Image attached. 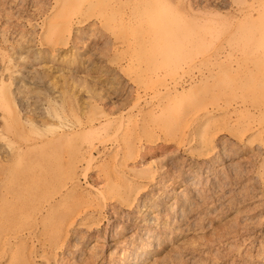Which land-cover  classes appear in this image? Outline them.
<instances>
[{"label": "rangeland", "instance_id": "obj_1", "mask_svg": "<svg viewBox=\"0 0 264 264\" xmlns=\"http://www.w3.org/2000/svg\"><path fill=\"white\" fill-rule=\"evenodd\" d=\"M69 1H0L5 226L50 225L35 263L264 264V0ZM212 118L221 128L200 140ZM72 169L78 193L60 201Z\"/></svg>", "mask_w": 264, "mask_h": 264}, {"label": "bare ground", "instance_id": "obj_2", "mask_svg": "<svg viewBox=\"0 0 264 264\" xmlns=\"http://www.w3.org/2000/svg\"><path fill=\"white\" fill-rule=\"evenodd\" d=\"M1 1V0H0ZM81 0H74V2H71L70 3V1H69V5H72V6H74V3L76 4V3H78L79 4V2H80ZM85 1H91V0H85ZM93 1V0H92ZM94 1H96V2H100L101 0H94ZM93 1V2H94ZM107 1V0H106ZM128 1V0H127ZM145 1V0H144ZM147 1H149V0H147ZM152 1V0H151ZM109 2H110V0H109ZM124 2H125V0H124ZM129 2V1H128ZM114 3V2H113ZM122 4H123V2H121ZM143 3V2H142ZM146 3V2H145ZM144 3V4H145ZM85 4V3H84ZM110 4H111V2H110ZM122 4L120 5V6H122ZM148 4V3H147ZM45 5V4H44ZM114 5V4H113ZM133 5V4H132ZM86 6V5H85ZM84 6V7H85ZM124 6V5H123ZM141 6H143V5H141ZM145 6V5H144ZM143 6V7H144ZM82 7V6H81ZM100 7V6H99ZM102 7H103V5H102ZM105 7V6H104ZM119 7V6H118ZM117 7V8H118ZM148 7V6H147ZM106 8V7H105ZM79 9V8H78ZM81 9V8H80ZM109 9V8H108ZM125 9V8H124ZM72 10H73V8H71L70 6H69V9L68 10H61V11H59L58 12V14H57V16H56V19L58 18L60 21H62V18H65V17H67V16H70V14L72 13ZM245 10V9H244ZM47 11V10H46ZM52 12V11H51ZM127 12V11H126ZM246 12V11H245ZM244 12V13H245ZM249 13V12H248ZM72 15V14H71ZM251 15V14H250ZM41 16V15H40ZM76 17V16H75ZM114 19H123V20H125V18H126V16H125V12H124V10H123V8L121 9V8H118L117 10L115 9V12H114V14H113V16H112ZM52 20V19H51ZM29 23V22H28ZM63 25V23H61V26ZM94 25V24H93ZM105 26V25H104ZM143 26V25H142ZM94 28V27H93ZM106 29L107 30H109V28H107L106 27ZM111 29V28H110ZM42 30V29H41ZM81 30V29H80ZM62 31V30H61ZM80 32V31H79ZM100 32V31H99ZM111 32H114V30H112ZM149 32V31H148ZM150 33V32H149ZM85 34V33H84ZM93 34V33H92ZM130 34H131V31H129V30H127L126 31V34H124V38L125 37H128V36H130ZM75 35V34H74ZM104 35V34H103ZM106 35V34H105ZM138 35V34H137ZM141 35V34H140ZM139 35V36H140ZM136 36V35H135ZM147 36V35H146ZM150 36V35H149ZM61 37H63V35H59V36H55L54 37V39H55V43H54V45H58L59 44V40L60 39H62ZM91 37V36H90ZM107 37V36H106ZM122 37V38H123ZM143 37V36H142ZM137 38V37H136ZM144 38V37H143ZM46 39V38H45ZM45 39H44V41H45ZM139 39V38H138ZM140 40H141V38H140ZM22 41V40H21ZM69 41V40H68ZM74 41V40H73ZM104 41V40H103ZM106 41H110V38H109V40H107L106 39ZM49 42V41H48ZM47 42V43H48ZM72 42V41H71ZM113 42V41H112ZM121 43H123L124 41L123 40H121L120 41ZM263 42H264V40H263ZM46 43V44H47ZM104 43V42H103ZM107 43V42H106ZM109 43V42H108ZM113 44V43H112ZM81 45V44H80ZM46 46V45H45ZM117 47L119 46V45H116ZM50 47V46H49ZM53 47V46H52ZM55 47V46H54ZM76 47H77V45H76ZM107 47V46H106ZM115 47V46H114ZM123 47V46H122ZM59 48V47H58ZM145 48V47H144ZM53 49V48H52ZM56 49V48H55ZM83 49V48H82ZM107 49V48H106ZM53 51H54V49H53ZM108 51V50H107ZM107 51H106V53H107ZM99 53V52H98ZM221 53H223L222 52V50H218V52H217V54L216 55H221ZM123 54H125L124 52H121L120 54H119V56L121 57V58H126V56L124 57L123 56ZM102 55V54H101ZM63 57V56H62ZM99 57V56H98ZM116 57V56H115ZM255 57H257V55H255ZM254 57V58H255ZM40 58V57H39ZM42 58V57H41ZM87 58V57H86ZM253 58V57H252ZM99 59V58H98ZM116 59V58H115ZM203 59V58H202ZM262 59V58H261ZM256 60V59H255ZM91 61V60H90ZM201 61V60H200ZM95 62V61H94ZM104 62V61H103ZM66 63V62H65ZM74 63V62H73ZM264 63V62H263ZM197 64V63H196ZM73 65V64H72ZM249 65H251L252 66V64H249ZM248 65V66H249ZM261 65V64H260ZM74 66V65H73ZM76 66H77V64H76ZM75 66V67H76ZM264 66V65H263ZM245 67V66H244ZM258 67V66H257ZM260 67V66H259ZM78 68V67H77ZM92 68V67H91ZM190 69V68H189ZM76 70V69H75ZM192 70V69H191ZM71 71V70H70ZM77 71V70H76ZM116 72V71H115ZM185 72V71H184ZM183 72V73H184ZM42 73V72H41ZM71 73V72H70ZM113 73V72H112ZM103 74V73H102ZM185 74V73H184ZM187 74V73H186ZM74 75H75V73H74ZM99 75V74H98ZM76 76V75H75ZM216 76V75H215ZM42 78V77H41ZM79 77H77V79H78ZM88 78V77H87ZM209 78H211V77H209ZM89 79V78H88ZM92 79V78H91ZM261 79H264V78H261ZM69 80H71V79H69ZM72 80H73V78H72ZM193 80V79H192ZM68 81V80H67ZM84 81V80H83ZM100 81V80H99ZM111 81V80H110ZM71 82V81H70ZM72 82H74V80L72 81ZM80 82H82V81H80ZM87 82H88V80H87ZM91 82H92V80H91ZM75 83H77V82H75ZM82 84V83H81ZM84 84V83H83ZM86 84V83H85ZM84 84V85H85ZM93 85H94V83H92ZM114 84V83H113ZM74 85V84H73ZM78 85V84H77ZM88 85V84H87ZM86 85V86H87ZM46 86V85H45ZM76 86V85H75ZM91 86V85H90ZM90 86H88V87H90ZM78 87V86H77ZM76 87V88H77ZM93 87V86H92ZM105 87V86H104ZM140 87V86H139ZM138 87V88H139ZM9 88V87H8ZM10 89V88H9ZM90 89H91V87H90ZM95 89V88H94ZM93 89V90H94ZM180 89V88H179ZM67 90H69V89H67ZM66 90V91H67ZM73 90V89H72ZM92 90V89H91ZM9 91V90H8ZM10 92V91H9ZM32 92V91H31ZM79 92V91H78ZM91 92V91H90ZM97 92V91H96ZM232 92H233V90H232ZM92 93H93V91H92ZM128 93V92H127ZM64 94V93H63ZM62 94V95H63ZM70 95H71V93H69ZM79 94V93H78ZM94 94V93H93ZM147 94V93H146ZM145 94V95H146ZM9 95H10V93H9ZM41 95V94H40ZM66 95V94H65ZM65 95L63 96V97H65ZM73 95V94H72ZM71 95V96H72ZM75 95V94H74ZM77 95V94H76ZM100 95V94H99ZM13 96V95H12ZM16 96V95H15ZM90 96V95H89ZM151 96H153V95H151ZM14 97V96H13ZM67 97V96H66ZM69 98H72V97H70V96H68ZM94 97H95V95H94ZM9 98H11V97H9ZM74 98V97H73ZM91 98L93 99V97L91 96ZM102 97L100 96V99H101ZM108 98V97H107ZM60 99V98H59ZM63 99V98H62ZM61 99V100H62ZM98 99V98H97ZM102 99H104V97L102 98ZM10 100H12V102H14L13 101V98H11ZM15 100V99H14ZM73 100H76V99H73ZM225 100V99H224ZM50 101V100H49ZM48 101V102H49ZM64 101V100H63ZM63 101H62V103H63ZM69 101V100H68ZM80 101V100H79ZM93 101V100H92ZM100 101V100H99ZM21 102V101H20ZM24 102V101H23ZM67 102V101H66ZM70 102V101H69ZM76 103L78 102V101H75ZM98 102V101H97ZM104 102V101H103ZM114 102V101H113ZM116 102V101H115ZM192 102V101H191ZM68 103V102H67ZM74 103V102H73ZM111 103V102H110ZM138 103V102H137ZM13 104V103H12ZM15 104V103H14ZM13 104V105H14ZM78 104V103H77ZM192 104V103H191ZM264 104V103H263ZM189 105H190V103H189ZM202 104H194V105H192V107L189 109V110H186L185 112L190 116V117H194V118H199L200 116H207V113H206V109H203V107H200ZM23 106V108H24V105H22ZM67 106V105H66ZM78 106H79V104H78ZM18 107V106H17ZM108 107H109V105H108ZM107 107V108H108ZM111 107V106H110ZM15 108V107H14ZM69 108V107H68ZM103 108V107H102ZM101 108V111H103L104 109H102ZM259 108V107H258ZM19 109V108H18ZM71 109V108H70ZM75 109V108H74ZM106 109V108H105ZM150 109H152V108H150ZM19 110H21V109H19ZM23 110V109H22ZM72 110V109H71ZM112 110V109H111ZM118 110V109H117ZM259 110V109H258ZM23 111H26V109L24 108V110ZM180 111V110H179ZM260 111V110H259ZM104 112V111H103ZM110 112V111H109ZM144 112H146V110L144 111ZM143 112V113H144ZM181 112V111H180ZM58 113H60V112H58ZM106 113H108V112H106ZM106 113H104L105 115H107ZM112 113V112H111ZM182 113V112H181ZM260 113V112H259ZM87 116V115H86ZM8 117V116H7ZM62 117V116H61ZM102 117V116H101ZM107 117V116H106ZM210 117V116H209ZM212 117V116H211ZM107 119H109V116H108V118H106V120ZM122 119V118H121ZM221 119V118H220ZM220 119L219 118H212V120H209V119H205V122H203L204 124L202 125V130H201V133L198 135V137L200 138V140H204V141H206V140H209L208 139V127L209 126H214V127H219V126H221L220 124ZM46 120V119H45ZM102 120V119H101ZM197 120V119H196ZM36 121V120H35ZM38 121V120H37ZM36 121V122H37ZM74 121V120H73ZM82 121V120H81ZM112 121V120H111ZM116 121V120H115ZM114 121V122H115ZM222 121H223V119H222ZM117 122V121H116ZM119 122V121H118ZM72 123V122H71ZM86 123V122H85ZM84 123V124H85ZM100 123H101V121H100ZM112 123H113V121H112ZM125 125H127V126H130V125H132L133 124V120L132 119H126L125 120ZM12 125H13V122L11 123ZM38 124H39V122H38ZM115 124V123H114ZM119 124V123H118ZM121 124V123H120ZM41 125H42V123H41ZM56 125V124H55ZM92 125V124H91ZM14 126V125H13ZM85 126V125H84ZM114 126V125H113ZM118 127H117V129H116V126H115V129L116 130H118V132H119V129H120V127L122 126V125H120V127H119V125H117ZM126 126V127H127ZM201 126V125H200ZM1 127V126H0ZM15 127V126H14ZM59 127V126H58ZM213 127V128H214ZM41 128V127H40ZM61 128V127H60ZM73 128H75V126H74V124L73 125H69V130L70 131H72V132H75L76 130H74ZM124 128H125V126H124ZM219 128H221V127H219ZM251 128V127H250ZM261 128V127H260ZM16 129H17V127H16ZM57 129V128H56ZM63 129H64V127H63ZM79 129H80V127H79ZM217 129V128H216ZM68 130V131H69ZM74 130V131H73ZM58 131V130H57ZM63 131V132H62ZM61 132H62V134L64 133V134H66V131L65 130H62ZM124 131V130H123ZM127 131V130H126ZM124 132V139H128V138H126V136H129L130 135V133H128V132ZM263 131V130H262ZM262 131L261 130H258V132L259 133H262ZM72 132H71V134H72ZM115 132H117V131H115ZM58 133V132H57ZM122 133V132H121ZM239 133V132H238ZM248 133V132H247ZM61 134V135H62ZM107 134V133H106ZM59 135V134H58ZM57 136V135H56ZM63 136V135H62ZM66 136V135H65ZM58 137V136H57ZM66 137H69V136H66ZM112 137V136H111ZM47 138V137H46ZM63 138H64V136H63ZM15 139V138H14ZM61 139H62V137H61ZM61 139H57V140H59V141H61ZM63 141V140H62ZM61 141V142H62ZM61 142H59V143H61ZM66 142V141H65ZM203 142V141H202ZM207 142V141H206ZM58 143V142H57ZM204 143V142H203ZM203 143H201V144H203ZM215 143V142H214ZM47 144H48V142H47ZM75 144H77V143H75ZM205 144H207V143H205ZM107 145V144H106ZM199 146V145H198ZM204 146V145H203ZM207 146V145H206ZM206 146H204L205 148H207ZM31 147H33V146H31ZM76 148H77V146H75ZM74 147V148H75ZM95 147V146H94ZM6 148V147H5ZM79 148V147H78ZM210 148V147H209ZM73 149V148H72ZM94 149V148H93ZM99 149V148H98ZM208 149V148H207ZM222 149V148H221ZM74 150V149H73ZM79 150V149H78ZM141 150V149H140ZM226 150V149H225ZM77 150H75L74 151V153L76 152ZM230 151V150H229ZM35 152V151H34ZM9 153V152H8ZM28 152H26L25 154H27ZM77 153H79V152H77ZM141 153V152H140ZM3 154V153H2ZM77 155V154H76ZM75 154H74V156H76ZM237 155V154H236ZM7 157H8V155H6ZM73 156V155H72ZM73 156V157H74ZM94 156V155H93ZM109 156V155H108ZM209 156V155H208ZM12 157V156H11ZM10 157V158H11ZM16 157V156H15ZM14 157V158H15ZM77 157H78V155H77ZM80 157V156H79ZM13 158V157H12ZM76 157H74V161H76L77 159H75ZM88 159V158H87ZM79 160V159H78ZM12 161V160H11ZM218 161V160H217ZM253 162V161H252ZM12 163H13V161H12ZM76 163H78V161L76 162ZM75 163V164H76ZM237 163V162H236ZM194 164V163H193ZM253 164V163H252ZM142 165V164H141ZM241 165V164H240ZM88 166V165H87ZM86 166V167H87ZM73 167V166H72ZM230 167V166H229ZM223 168V167H222ZM244 168V167H243ZM73 169H75L74 167H73ZM73 169H72V172H71V174H72V181H71V183H70V186L71 187H69V186H67V188H66V190H64L65 192H62L61 194L63 195L64 194V196L66 195V197H62L61 196V199H60V201H62L63 199H66L67 197H69V196H71V195H77V190L76 189H78V188H76L77 187V185L78 184H76V183H78V182H76V180L77 179H75V177H74V171H73ZM207 169V168H206ZM239 169V168H238ZM241 169V168H240ZM231 170V169H230ZM225 171V170H224ZM246 171V170H245ZM79 172V171H78ZM200 172V171H199ZM211 172V171H210ZM77 174V173H76ZM83 174H85V173H83ZM115 174V173H114ZM192 174V173H191ZM197 174V173H196ZM217 175V174H216ZM30 177V176H29ZM78 177V176H77ZM138 177V176H137ZM144 177V176H143ZM149 177V176H148ZM240 177V176H239ZM26 178H28V177H26ZM197 179V178H196ZM224 179V178H223ZM23 180V179H22ZM22 180L21 181H18V184H17V182L15 183V184H17V186L19 185V182H21L22 183ZM27 180H32V178H30V179H27ZM108 180H109V178H108ZM153 180V179H152ZM25 181V180H24ZM24 181H23V183H24ZM148 181V180H147ZM194 181V180H193ZM26 183L28 182V181H25ZM32 182H34L33 180H32ZM25 183V184H26ZM28 183H31V182H28ZM27 183V184H28ZM37 183V182H36ZM110 183V182H109ZM34 184V183H33ZM38 184V183H37ZM201 184V183H200ZM20 185H22V184H20ZM30 185H32V184H30ZM92 185V184H91ZM95 185V184H94ZM97 185V184H96ZM108 185V184H107ZM28 186V187H27ZM44 186H46L45 184H43V185H41V184H39V185H32V187L34 188V190H40V188L42 187H44ZM22 187H23V185H22ZM32 187L31 186H29V185H26V187L24 188V191H26V193H24V195H25V197L26 198H29L28 196H26L27 195V193H28V190L30 189H32ZM90 187V186H89ZM92 187V186H91ZM17 189H19L20 190V188H21V186H20V188H18V187H16ZM35 188H38V189H35ZM109 188V187H108ZM107 188V190H108V192H109V190L110 189H108ZM204 188V187H203ZM23 189V188H22ZM50 189V188H49ZM65 189V188H64ZM221 189V188H220ZM223 189V188H222ZM15 190V189H14ZM33 190V189H32ZM106 190V189H105ZM123 190V189H122ZM199 190V189H198ZM203 190V189H202ZM13 191V190H12ZM104 191V190H103ZM127 191V190H126ZM206 191V190H205ZM22 192H23V190H22ZM98 192V191H97ZM128 192V191H127ZM100 193V192H99ZM186 193V192H185ZM12 194V193H11ZM13 194H15V192L13 193ZM16 194H18V193H16ZM23 194V193H22ZM110 194V193H109ZM201 194V193H200ZM198 196V195H197ZM202 196V195H201ZM103 197V196H102ZM183 197V196H182ZM203 197V196H202ZM118 199V198H117ZM194 199V198H193ZM198 199V198H197ZM202 200V199H201ZM204 200V199H203ZM60 201H58V202H60ZM67 201V200H66ZM106 201V200H105ZM199 201V200H198ZM58 202L56 201L55 203H52V204H50L49 205V207L47 206H40V207H38V213H40L41 212V215H43L44 214V212L46 211V212H50V211H53L54 210V208H56L57 206H58ZM72 202V201H71ZM123 202V201H122ZM96 204V203H95ZM39 205V204H38ZM82 205V204H81ZM196 205V204H195ZM95 206V205H94ZM133 206V205H132ZM85 207V206H84ZM71 208V207H70ZM69 208V210H71ZM2 209V208H1ZM172 209V208H171ZM184 209V208H183ZM3 210V209H2ZM152 210V209H151ZM81 211V210H80ZM92 211V210H91ZM21 212V211H20ZM37 214V213H36ZM82 214V213H81ZM158 214V213H157ZM153 215V214H152ZM80 216V215H79ZM76 217H78V216H76ZM85 218V217H84ZM156 218V217H155ZM39 218H36V221H39L38 220ZM66 219V218H65ZM3 219H2V217H1V215H0V264H50V261H51V255L49 256V254H47V252L46 251H43L42 252V254H41V257H42V259L44 260V261H41V262H39V263H35L34 261H33V257H35L36 256V253L34 252V247L36 246V245H43L44 243H45V239H53V236L50 234V232H51V228H50V225H48V224H46L45 222H44V220H40L41 221V223H42V227H41V229L43 230L42 232V234H37L38 232L37 231H35V230H29V231H24L23 229H20V228H7V226H5V224L3 223V221H2ZM81 220H83V219H81ZM88 220V219H87ZM86 220V221H87ZM155 221V220H154ZM75 222H76V220H75ZM90 222V221H89ZM95 222V221H94ZM13 223H15V222H13ZM88 224V223H87ZM17 225V224H16ZM77 225V224H76ZM91 225V224H90ZM89 225V226H90ZM84 226V225H83ZM93 226V225H92ZM18 227V226H17ZM88 227V226H87ZM91 228V227H90ZM89 229V228H88ZM175 229V228H174ZM39 230H40V228H39ZM164 231V230H163ZM115 233V232H114ZM143 234H145V233H143ZM114 235V234H113ZM159 235V234H158ZM162 235V234H161ZM155 236V235H154ZM96 237V236H95ZM97 238V237H96ZM105 239V238H104ZM76 242V241H75ZM16 243H17V245L18 246H16ZM155 243V242H154ZM157 243V242H156ZM64 245V244H63ZM94 247V246H93ZM41 253V252H40ZM138 258V257H137ZM142 258V257H141ZM35 260V259H34ZM41 260V259H40ZM147 260V259H146ZM37 262V261H36ZM145 264V263H144Z\"/></svg>", "mask_w": 264, "mask_h": 264}]
</instances>
